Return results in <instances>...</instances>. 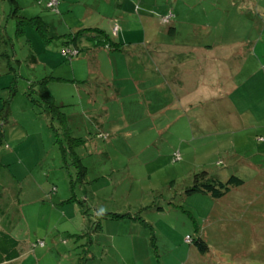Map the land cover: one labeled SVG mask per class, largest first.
<instances>
[{
  "label": "rangeland",
  "instance_id": "rangeland-1",
  "mask_svg": "<svg viewBox=\"0 0 264 264\" xmlns=\"http://www.w3.org/2000/svg\"><path fill=\"white\" fill-rule=\"evenodd\" d=\"M86 3L91 11L84 15L80 2L64 12L68 2L59 0L53 12L45 0H0V228L19 240L11 264H264V127L222 122L227 88L240 80L230 94L233 116L255 113L242 94L261 95L264 103V66L252 74L250 65L246 86L231 50L224 51L226 37L247 34L264 42V0ZM63 13L73 29L97 25L124 42L118 56L99 49L103 76L87 67L94 52L87 41L71 60L61 54L63 37L54 34L69 32L59 22ZM168 13L175 33L168 32L169 19L164 22ZM18 15L42 16L49 42L18 24ZM93 19L96 24L86 25ZM172 35L216 46L210 51L215 58L195 66L210 73L208 93H214L197 111L212 114L215 104L219 119L202 135L195 119L188 120L193 109L158 93L142 92L152 96L150 103L133 93L151 82L142 77L154 50L149 43ZM248 61L253 65L251 56ZM202 74L194 79L204 86ZM44 76L67 121L48 114L29 89L28 80ZM201 170L222 181L234 174L243 183L218 199L187 194L192 174ZM186 235L201 237L207 250L199 252Z\"/></svg>",
  "mask_w": 264,
  "mask_h": 264
},
{
  "label": "crops",
  "instance_id": "crops-1",
  "mask_svg": "<svg viewBox=\"0 0 264 264\" xmlns=\"http://www.w3.org/2000/svg\"><path fill=\"white\" fill-rule=\"evenodd\" d=\"M61 1V0H60ZM68 2V5L63 6L66 9H63L64 12H71V4L74 2H80L87 8L86 0H66ZM59 5V4H58ZM93 10V9H92ZM91 11V8H87L84 15L89 13ZM96 12H99L97 9ZM64 14V13H63ZM242 14V13H240ZM103 16V15H102ZM64 18V20H63ZM62 24H65V26L68 28V31L75 30L78 27L74 26L69 27L68 22H73L72 20H69L67 15H63L61 20L59 21ZM96 19L91 20L88 24H96ZM176 22V21H175ZM243 23V21H241ZM241 23V28L243 27V24ZM84 24V23H83ZM174 21L173 19L170 20L169 26H168V32L169 33H175L176 29L173 26ZM81 27H85V24ZM80 27V28H81ZM170 27H172L170 29ZM63 30V28H62ZM59 32V31H58ZM56 32V33H58ZM63 33V31H62ZM163 38V37H162ZM231 37H226L224 39V51L229 52L231 50L230 55L228 56L230 60L234 59L235 64L238 65L237 74L243 75V82L248 86V77L251 75V71L249 70L250 65L252 67V74L257 73V71L260 69L261 66H264L262 64L261 60H264V42H260V39L262 37L255 36L254 38L250 37L249 35H240L238 39L235 40H229ZM150 39V38H149ZM164 40V41H163ZM202 39H195L194 37H179V36H171V39L169 41H166V38H163L161 42H158V44H155L156 41H151L149 44V48H153L154 50H151L150 57L146 59V64L148 66V69H145V72L142 77H145V80H151L149 84H144V86H141V90L136 88L133 90L134 96L136 98H145V102L150 103L152 96L151 95H145L144 93L149 94H159L158 99L163 100L167 99L170 101V99L177 100L181 103V106H188L189 109H193L192 111L188 112V120L191 121V118L193 117L195 119V122L198 123L196 129L197 133L199 135H202L204 131V128L208 127V124L210 125L212 123L219 122L218 117L215 114L216 111V105L213 104V112L212 114H209V110L203 112V110H198L197 108H200L201 105L205 106L207 99H212V96L214 93L209 94L208 90L211 88V80H210V73L205 72L202 74L201 72L196 71L195 66L198 62H205V60H210L213 57V54L210 53V51L215 48L214 45L210 43H201ZM132 43V42H129ZM260 43V45H259ZM99 49L100 51H107V55H117L118 51H108L105 50V48H94V52H92L93 57L91 58L88 56V65L90 72H95L99 77L103 76V71L100 66V60L98 58L99 56ZM85 50V49H84ZM113 53V54H109ZM190 55L191 60L189 59L187 64L186 60H183L184 56ZM116 56V57H117ZM249 56L252 57L253 65L249 63L248 58ZM128 58V56H127ZM91 59V60H90ZM192 61V62H191ZM189 65V66H187ZM244 71H239L243 69ZM199 70V69H197ZM209 70V69H204ZM203 76V80H205V85H202L201 79L195 80L194 77L196 75V72ZM154 78H157L156 80H153ZM159 78V79H158ZM215 78V76H214ZM216 80V79H215ZM241 80L239 83H235V85L231 88H227L226 93V100H225V106L228 107L226 117L222 122L228 126L235 127V129H239L244 126L245 123H248L249 128H252V130H259V128L264 127V116H261L259 114L258 106L262 103V97L261 95L255 96L252 94H249V92L242 94V98L244 99L245 96H248V99L246 98V101L253 106V109L255 113L253 112V117H248L242 119L239 115L233 116L231 109L232 106H234L233 100L230 97V94H234V91L238 89L239 85L241 84ZM213 83V82H212ZM261 90V87H260ZM156 91V93H154ZM162 91H166L165 94L162 93ZM249 91V89H248ZM144 92V93H142ZM209 95V97H208ZM264 105V103H262ZM211 106V105H210ZM244 110V109H243ZM245 111V110H244ZM168 122L164 124V127H166ZM209 125V126H210ZM149 128L151 126H148ZM166 129V128H165ZM195 132L194 134L197 135ZM194 135V136H196ZM254 167H260L258 165H252Z\"/></svg>",
  "mask_w": 264,
  "mask_h": 264
},
{
  "label": "trees",
  "instance_id": "trees-1",
  "mask_svg": "<svg viewBox=\"0 0 264 264\" xmlns=\"http://www.w3.org/2000/svg\"><path fill=\"white\" fill-rule=\"evenodd\" d=\"M48 0H45V8L48 10L58 11L57 7L59 4V0L57 1L55 6H48ZM19 7V5H17ZM15 16V13H14ZM19 16V17H18ZM18 24L23 23L24 25H28L39 33V35L46 41L49 42L52 35L48 36L49 23L40 15L33 16H24L18 15ZM168 17L165 21H170L172 15L169 13L166 15ZM168 21V22H169ZM172 27H170L171 29ZM113 29L116 31V25L113 26ZM55 36L63 37L62 46H61V54L67 59L71 60V58L78 54L79 51V42L85 40L92 45L94 48H105L108 51H122L124 42L117 41L113 39L110 34L98 27L97 25L86 26L77 28L75 30H70L69 32L64 33H56ZM53 35V36H54ZM13 48V46H12ZM14 53V50H13ZM262 64H264V60H261ZM50 76H44L40 79L36 80H28L29 89L38 93L40 99L38 102H41L44 105L46 112L51 114L52 117L57 116L60 120V123L67 121L69 117L58 110L57 101L52 97L47 89V82ZM61 77H57L60 79ZM62 79V78H61ZM33 100L34 98H31ZM64 100H60V104H65ZM53 120V118H51ZM174 121V120H173ZM169 122L165 127L166 130H169V125L173 122ZM1 137V131H0ZM260 139V138H259ZM179 151L173 152V159L177 160L179 158ZM82 168V167H80ZM243 183V180L238 176L231 174L225 180H220L215 175L211 174L207 170H201L192 174V183L185 190L187 194L200 192L207 194L211 198L218 199L223 197L232 187L240 186ZM188 236V235H186ZM190 237V236H189ZM190 243H192L199 252L204 253L207 250V245L201 237H197L196 239H191ZM19 240L11 234L9 231H6L0 228V264H11L19 257Z\"/></svg>",
  "mask_w": 264,
  "mask_h": 264
},
{
  "label": "built area",
  "instance_id": "built-area-1",
  "mask_svg": "<svg viewBox=\"0 0 264 264\" xmlns=\"http://www.w3.org/2000/svg\"><path fill=\"white\" fill-rule=\"evenodd\" d=\"M57 1L58 0H48L47 5L53 7V6L56 5ZM184 240L187 241V242H190V237L189 236H185Z\"/></svg>",
  "mask_w": 264,
  "mask_h": 264
}]
</instances>
